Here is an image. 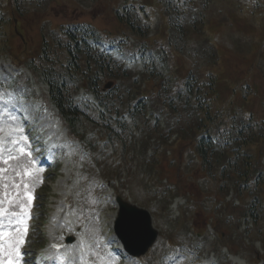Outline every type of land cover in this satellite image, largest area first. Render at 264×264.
<instances>
[{"label":"rangeland","instance_id":"rangeland-1","mask_svg":"<svg viewBox=\"0 0 264 264\" xmlns=\"http://www.w3.org/2000/svg\"><path fill=\"white\" fill-rule=\"evenodd\" d=\"M23 1L16 6V11L8 2L2 5L7 8L3 11L0 29L6 31L0 32V160L6 163H0V168L6 172L0 177V181L5 180L0 185L3 191H0V198L6 199V203L0 201V264H42V259L49 255L54 257L57 253L64 256L62 264H143L142 259L128 257L118 249L120 243L112 229L118 190L126 200L150 212L152 226L158 231L156 242L170 241V238L177 240L176 247L165 252L159 264H189L190 259L196 264H205L206 261L207 264H264V228L260 237L257 234L258 223L250 226L248 221L245 222L247 218L236 217L240 213L235 204L245 199L244 195L235 187L221 191L216 180L218 175L211 177L206 167L202 168L195 160L186 167L184 161L181 164L170 162L167 154L162 155L161 160L154 154L150 157L148 153L142 154L147 150L159 151L157 146L171 143V155L180 161L189 160L190 154L186 146L183 147L185 135L179 132L171 135L169 132L170 136L164 139L161 132L153 131L150 122L139 116L131 119L125 115L122 119L125 125L120 126L122 130L118 129L119 124L109 123L111 131L106 133L97 121V113L101 112L98 100L79 89L69 93L76 100L83 99L89 103L95 113V116L91 113L85 114L84 118L79 116L75 125L84 146L69 139L66 124L51 106L39 73L34 75L33 70L25 68H28V59L39 54L41 41L51 43L52 37L54 42L62 38L53 32L61 25L88 23L103 32L127 35L130 30L118 24L113 16L115 9H124L125 6V17L144 20L149 26L142 28L145 31H140V38H135L145 43V40L158 37L166 43L168 34H165V24L159 21V16L163 14L164 1L168 0H120L119 3L117 0H84L83 3L79 0H45L42 4ZM235 1L238 0H211L203 12L206 17L204 35L220 47V57L211 50L202 58L201 53L207 51L204 43L199 48L187 47L184 36L188 27L183 33L170 32L174 44L166 46L169 51L166 57L170 66L181 73V79L186 76V69H192L191 73L198 82L200 76L208 77L215 70L220 83L213 87V92L225 98L228 97L225 87L233 88V102L237 104L241 103L246 90L244 88L240 93V86L245 83L240 82L234 87V80L242 78L248 84L246 95L252 88L245 109L258 119L264 118V80L258 73V69L264 71V12L250 13L249 8L246 11L242 3ZM198 3L204 5L203 0H195V4ZM15 25L20 34L14 31ZM192 30L191 27L187 29V35L196 40ZM216 57L219 59L214 67L211 63ZM200 62L203 66L197 70ZM16 79L20 88L30 83L39 100L17 99L15 91L8 92L6 88L9 89L10 83ZM150 81L149 87H152L155 81L153 78ZM102 85L103 82L100 87ZM137 85L134 84L135 87ZM42 95L46 103L41 100ZM113 95L118 98L113 99V105H110L114 109L126 96L121 97L119 91ZM220 104V109L228 108L224 103ZM233 106L229 108L233 109ZM119 112H124L122 105ZM193 115V118L182 115L181 124L187 125L185 121L191 124ZM120 132H126L127 142L122 135L116 137ZM174 133L177 134L176 144ZM79 137L76 138L80 140ZM28 142L34 144L35 151L30 150ZM134 146H138L139 152ZM87 147L91 148L93 156L86 151ZM155 162H160L162 171L156 174L160 179L156 184L159 191L171 187L177 195L173 202L168 199L170 204L166 211L163 210L165 204H158L155 201L157 196L152 199L144 188L146 179L151 178L147 177L151 174L148 167ZM26 168L30 170L24 178ZM14 170L22 172L20 181L13 174ZM148 192L151 193V189ZM158 193L156 190L154 194ZM224 196L227 211H232L231 216L227 212L220 213L222 206L214 208L213 199ZM201 199L200 209L194 203L198 204ZM11 210L21 214L13 218ZM32 210L33 213L35 210L34 216L30 214ZM188 227L192 228L191 233L196 230L189 236ZM195 233L199 234L198 237ZM190 235L194 237L190 238ZM211 235H217L225 248L218 249ZM69 239L71 241L67 242ZM194 244L197 245L192 247ZM180 253L185 255L183 261L178 260Z\"/></svg>","mask_w":264,"mask_h":264},{"label":"trees","instance_id":"trees-1","mask_svg":"<svg viewBox=\"0 0 264 264\" xmlns=\"http://www.w3.org/2000/svg\"><path fill=\"white\" fill-rule=\"evenodd\" d=\"M4 1L8 2L10 5L14 3L15 5H18L23 2V0ZM6 2H3L2 0L0 2V29L2 25L3 11L7 8L2 7V5ZM133 26L134 24L131 21H128V27ZM0 32L6 33L5 30H1ZM58 32L66 40V43L62 44L54 42L53 37L51 38V43L47 40H45V43L41 41L38 51L39 54H37L35 58L33 56L28 60V66L34 72L42 70V75L44 76L45 84L47 86V98L50 104L56 108L60 118L66 123L71 134L76 136L79 134L75 129V125L78 121L79 115L84 114L81 112L83 104L81 102H76L73 99L74 96L71 95L69 91L72 90V92H74L80 87H83L86 92H93V85L98 80L99 74L112 78L114 76H125V74H123L125 71L122 70L119 65H116L114 62L107 59L102 53L92 50L84 44V37L94 35L86 25H80L79 27L72 29L69 27L63 28L58 30ZM59 53H61L62 56H59ZM129 88H127V90ZM140 94V92L137 93V95ZM111 98L112 97L109 95L102 96L100 99L107 103L101 102V106L108 110V102ZM142 104V100H138L133 108V112L136 114L139 111L143 112L144 105ZM146 105L148 107V102ZM151 105L156 112H162L163 100L160 98L158 90L152 93ZM127 108L129 109L130 107L127 106ZM165 114L169 115L167 112ZM173 120L174 118L169 115L168 121L172 122ZM104 123L106 126L108 125L106 121H104ZM199 128L200 126L197 125L191 132H197ZM193 137L194 134L190 135L191 139H193ZM195 149L203 158L207 157L209 147L202 139L196 140ZM5 172L6 170H4L3 167L0 168V177H2ZM13 174L16 176L17 181H20V178L22 177L21 173L14 170ZM4 182L5 180L0 181V185Z\"/></svg>","mask_w":264,"mask_h":264},{"label":"water","instance_id":"water-1","mask_svg":"<svg viewBox=\"0 0 264 264\" xmlns=\"http://www.w3.org/2000/svg\"><path fill=\"white\" fill-rule=\"evenodd\" d=\"M119 205L114 231L126 251L134 256L144 254L152 245L156 231L151 226L149 213L117 197Z\"/></svg>","mask_w":264,"mask_h":264},{"label":"bare ground","instance_id":"bare-ground-1","mask_svg":"<svg viewBox=\"0 0 264 264\" xmlns=\"http://www.w3.org/2000/svg\"><path fill=\"white\" fill-rule=\"evenodd\" d=\"M50 263L55 264L53 260L48 262V264H50ZM58 264H60V263H58Z\"/></svg>","mask_w":264,"mask_h":264}]
</instances>
